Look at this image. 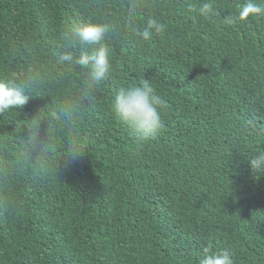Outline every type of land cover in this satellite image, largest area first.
Masks as SVG:
<instances>
[{
	"label": "trees",
	"instance_id": "obj_1",
	"mask_svg": "<svg viewBox=\"0 0 264 264\" xmlns=\"http://www.w3.org/2000/svg\"><path fill=\"white\" fill-rule=\"evenodd\" d=\"M129 2L0 0V81L30 86L0 113V264H199L205 246L264 264V174L249 163L264 151V17L224 20L247 0H141L134 26H167L143 40ZM88 21L115 26L99 85L60 60L82 54L65 33ZM143 80L166 108L137 141L114 99Z\"/></svg>",
	"mask_w": 264,
	"mask_h": 264
},
{
	"label": "clouds",
	"instance_id": "obj_2",
	"mask_svg": "<svg viewBox=\"0 0 264 264\" xmlns=\"http://www.w3.org/2000/svg\"><path fill=\"white\" fill-rule=\"evenodd\" d=\"M144 5L141 0H130L127 8L125 23L132 25L130 30L137 38L151 40L153 36H162L167 29L166 24L156 18L147 20L146 26L137 29L134 18ZM198 15L211 18L217 11L210 2L200 4ZM250 17H264V0L257 3L247 0L235 15L224 19L228 24L246 22ZM114 25L103 21H88L72 25L65 33L72 48H79L81 55L75 56L71 51H65L61 56L62 62L75 64L85 70L87 81L99 85L109 78L112 70V49L108 43ZM30 99V86L27 82H17L16 78L0 81V113H8L17 107L25 105ZM166 108V102L148 80L139 84L120 87L114 99L116 117L128 126L137 141H144L163 128L161 113ZM68 113V110H66ZM70 114V113H68ZM33 126L39 127V120H33ZM35 135V133H33ZM79 153V147L72 145L69 151V162ZM250 167L255 174H264V151L249 158ZM199 264H234L227 250L214 251L211 246L202 249Z\"/></svg>",
	"mask_w": 264,
	"mask_h": 264
}]
</instances>
